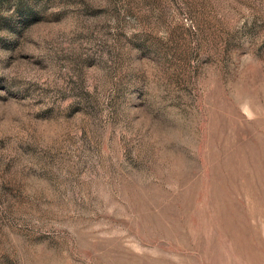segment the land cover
<instances>
[{
    "label": "rangeland",
    "instance_id": "374dc122",
    "mask_svg": "<svg viewBox=\"0 0 264 264\" xmlns=\"http://www.w3.org/2000/svg\"><path fill=\"white\" fill-rule=\"evenodd\" d=\"M0 264H264V0H0Z\"/></svg>",
    "mask_w": 264,
    "mask_h": 264
}]
</instances>
